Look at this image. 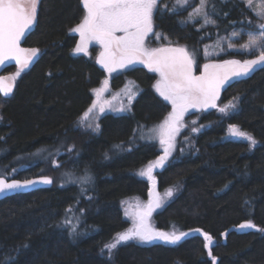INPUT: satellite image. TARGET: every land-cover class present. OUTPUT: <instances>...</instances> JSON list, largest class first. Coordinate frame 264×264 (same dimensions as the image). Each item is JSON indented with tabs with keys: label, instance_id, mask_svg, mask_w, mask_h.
I'll list each match as a JSON object with an SVG mask.
<instances>
[{
	"label": "trees",
	"instance_id": "trees-1",
	"mask_svg": "<svg viewBox=\"0 0 264 264\" xmlns=\"http://www.w3.org/2000/svg\"><path fill=\"white\" fill-rule=\"evenodd\" d=\"M207 12L212 24L201 27L170 9L157 17V27L199 62L204 45L262 24L244 0H209ZM85 15L82 0H40L37 25L24 44L39 49L38 59L16 80L11 97L0 96V174L28 164L19 179L48 174L54 182L0 201V264H264V68L226 91L223 101H238L228 115L213 110L188 117L174 156L157 173L161 191L178 189L155 215L157 228L191 235L174 245L132 242L104 252L131 225L122 203L147 198L149 183L137 172L162 154L158 143L140 142L138 134L165 120L171 104L154 90L157 76L137 67L111 78L114 90L130 80L141 87L132 111L103 116L97 133L82 128L94 91L108 78L96 48L90 56L73 55L78 36L71 30ZM233 125L259 144L224 140ZM62 144L58 165L89 176L84 188L61 187L59 166L22 163ZM247 222L256 228L238 232ZM204 233L213 238L211 256Z\"/></svg>",
	"mask_w": 264,
	"mask_h": 264
},
{
	"label": "snow or ice",
	"instance_id": "snow-or-ice-1",
	"mask_svg": "<svg viewBox=\"0 0 264 264\" xmlns=\"http://www.w3.org/2000/svg\"><path fill=\"white\" fill-rule=\"evenodd\" d=\"M38 2L39 0H0V64L6 60H14L23 70L31 63L32 58L37 56L39 49L22 48L20 42L36 19ZM206 3L207 0H201V8L196 9V12H202ZM246 3L251 7L252 0H246ZM83 6L86 15L82 22L71 30L80 34L81 42L75 49L77 53L86 52L89 42L95 40L104 47L100 63L109 73L136 60L146 63L152 71L160 73L161 79L155 87L160 95L171 103L173 110L159 126L161 143L167 144L168 148L165 149V156L155 162L158 165H162L168 155L175 134L179 131L180 122L189 108L215 107L220 89L230 76H244L253 66H264V24L259 25L261 29L259 35L250 34L248 44L243 46L245 49L258 47L259 53L256 59L246 60L243 63L238 60H228L222 64L206 63L203 65L202 74L196 76L193 74L195 61L185 48L148 49L145 47V37L152 31V15L157 6V0H83ZM256 15L264 20V4L260 5V10L256 12ZM205 23H212L207 20L206 14ZM117 33H122V35L118 36ZM18 75L19 72L7 79L14 81ZM0 91L8 95L11 86H3V81H0ZM100 91L102 90H96L97 96ZM95 107L96 105L93 104L92 108L84 113L82 119L87 120ZM230 107L234 105L229 104L220 111L226 112ZM100 111H103V108H100ZM229 131L232 136L247 139L252 145L256 143L249 134L240 131L235 125L231 126ZM153 167L154 165H149L147 171L141 172V175L151 177ZM41 182L48 184L52 181L44 178ZM35 183L37 181L33 180H26L23 183L13 180L9 183L6 179L0 178V193L25 188ZM167 195L171 196L172 192L169 190ZM159 206V199L150 200L138 214L139 224L134 229L118 234L114 242L105 245L109 253L119 243L133 238L145 242L160 239L175 244L186 237L188 234L184 232L179 234L158 232L147 225L146 220L153 208ZM239 227L253 229L256 225L247 222ZM261 230L264 231V229ZM73 232H75V227H73ZM204 238L208 242L206 247H209V256H211L210 248L215 246L213 238L207 233H204Z\"/></svg>",
	"mask_w": 264,
	"mask_h": 264
},
{
	"label": "rangeland",
	"instance_id": "rangeland-1",
	"mask_svg": "<svg viewBox=\"0 0 264 264\" xmlns=\"http://www.w3.org/2000/svg\"><path fill=\"white\" fill-rule=\"evenodd\" d=\"M244 1L246 3V0H244ZM208 2H209V0H207V3L204 6L202 12L198 13V12H196V9L201 8V0H180V2H178V0H164L163 2L157 1V6L153 10V15H152V31L149 32L148 35L145 37V41H144L145 47L148 49H153V48H169V47L183 46L178 42L169 41V39H167L161 33V31L157 27V22H156L157 17L160 14L166 12L167 10L173 9V11L177 12V13H183L184 12L182 19L186 24H193V25L194 24H200L201 27L207 26V25L212 24V23H205V14H206L207 20L212 21L208 15V12H207L208 11ZM261 4H264V0H252L251 7H249L248 4H247V6L256 15V12L260 10ZM261 21H262V24H264V20H261ZM260 31L261 30L258 28L256 30H253V31L247 30L245 28H240L237 31L233 32L231 36H228V37H225L223 39H219L215 42L204 45L203 49H202L203 52H202V56H201V61L198 62V60L194 58L195 66H196V74L203 72V65L206 63L207 64H222L224 61H228V60H238V61H241V63H243L246 60L256 59L257 55L259 53V48L253 47L252 49H245L243 46L245 44H248L250 34L259 35ZM73 33H75L78 36V43H77V46H78L81 42L80 34L78 32H73ZM117 35L118 36L122 35V33H117ZM229 45H231V47ZM76 47H75V49H76ZM95 48L97 49L96 62L103 70L106 71L107 76H108V78L105 80V81H107V85H105V81H104L103 84L101 85V87L96 89V90H102V91H100L99 96H97L96 90L94 91V96H95L94 104L96 105V107L93 108V110L89 114V117L87 120L82 119L84 115L82 116V118L80 119V124H81L82 128H84L86 130H91L92 132L97 133L99 131L100 120L103 116H105L107 114L123 115V114H128L132 111L133 103L135 102L136 98L139 96V94L141 92V87L138 84H136L134 81L130 80L126 83V85L124 87H122L119 90H114L112 88L111 78H113L114 76H116L122 72H126L127 70L137 68L138 63H137V61H135L133 63L127 64L123 68H117L115 71L109 73L108 70L100 63V56H101V53L104 52V47L102 44H100L99 42H97L95 40H92L89 42L86 52L77 53L74 49L73 55L74 56H82V55L90 56L92 50ZM39 53H40V51H39ZM231 54H234V55L231 56ZM25 71L26 70L15 69V71L12 75L15 76V74L17 72H19V75L16 76V78H15V80H18V78ZM150 72L157 76V81L154 84V90L156 91V93L159 96H161L155 87L157 82L160 81V79H161L160 73L155 72V71H150ZM161 97L164 99L163 96H161ZM237 102H238L237 100L223 101V97H222L221 100L218 101V104L214 110L221 116L228 115L235 108V106H237ZM229 104L234 105V107L228 108V110L226 112L220 111L221 108H224ZM92 106L90 108H92ZM100 108H103V111H100ZM172 110L173 109H172V105H171V110L169 113H171ZM198 113H201V111L198 110L197 108H189L185 112L183 119L179 125V131L175 134L174 140L172 141V146H171V148H169V153L166 156V158L164 159L162 165H158L155 162L158 161L161 157L165 156V149L168 148L167 144L161 143V137L159 134V126L162 125L165 120H163L162 122L158 123L157 125H155L151 128H148V129L145 128L144 131H141L138 134L137 140L140 142L158 143L162 149V154L157 159L151 161L145 168H143L137 172V175L139 177L148 181L149 188H150L149 193H148L146 199H142L140 197H132L130 199L125 200L122 203V207L124 209L125 216H126L127 220L130 221L131 225L128 229H126V230H124L118 234H123L130 229H134L139 224V215L138 214L144 209V207L149 203V201L153 200L154 198L159 199L160 206L153 208L151 215L146 220L147 225L150 228H152L153 230L158 231V232H165V233L176 232L177 234L180 233V231H177V230H172L169 232L161 231L156 226V223L154 220L155 215L158 212H160L161 210H163L164 207L168 203H170L178 193V189L174 188V187L161 191L157 185L156 176H157V173L159 171H161L168 164V162L170 161L172 156H174V153L176 152V147L180 143V139H179L180 135L183 131H185L187 118L190 117L191 115H194V114L199 115ZM168 115H167V117H168ZM198 117L195 118L196 122H198ZM97 125H98V127H97ZM235 126H237V125H235ZM207 127H208L207 125H204L205 129ZM230 127L231 126H229L227 129V133L224 137V140L246 142L249 144V146L251 148H255L259 144L258 141L254 138V136L252 134H250L246 131H243L239 126H237V127L240 131L249 134L256 141L255 145H252L251 142L248 141L247 139L232 136L230 134V131H229ZM63 146L64 145L62 144V145H59L58 147H53V148L52 147H48V148L44 147V148L38 150L36 153H34L33 156L29 157V159L27 158L28 160L23 159L24 161L22 163H26L27 161L28 162L36 161L37 163L42 162L45 165L47 164L46 166H48L47 167L48 169L53 168V167L58 168V166H59L58 160L60 159L61 155L57 156V157H56V155H58V153H60L59 151ZM23 165H25V166H22L23 168H26L28 166V164L27 165L23 164ZM149 165H154V167L152 168L151 177H149L147 175H141V172L147 171ZM58 169H59V171H61L62 167L59 166ZM0 175H2V174H0ZM44 176H48V174H44ZM88 180H89V176L71 175L69 173L62 172V171L60 172V174L56 178V181L58 182V184L61 187L67 186V185H70L73 183H76V184L78 183V185H79V183H80L83 185V188H84L88 184ZM169 190L172 192L171 196L167 195V192ZM184 233H187L188 234L187 236L191 235L190 232H184ZM117 235L115 237H117ZM186 237H184V238H186ZM183 239H181V240H183ZM112 242H114V239L111 241V243ZM132 242L138 243L141 245H152L155 243L174 245L173 243L166 242V241H163L160 239H156L152 242H145V241L139 240L138 238H133V239H130L128 241H124V242L119 243L116 248H118L119 246L128 244V243H132ZM179 242H177V243H179ZM177 243H175V244H177ZM115 249H112L111 253H109V250L105 247L104 252H106L107 255H111Z\"/></svg>",
	"mask_w": 264,
	"mask_h": 264
},
{
	"label": "water",
	"instance_id": "water-1",
	"mask_svg": "<svg viewBox=\"0 0 264 264\" xmlns=\"http://www.w3.org/2000/svg\"><path fill=\"white\" fill-rule=\"evenodd\" d=\"M157 1L158 2H163L164 0H157ZM39 3H40V0L38 2V6H39ZM82 3H83V0H82ZM38 6H37V12H36V19H35L33 25L25 33V36L21 39L20 46L22 48L32 49V48L26 47L24 44H25L26 39L29 37V35L35 30V27L37 25ZM177 47H183V46H177ZM177 47H169V48H177ZM183 48H185V47H183ZM185 49L187 50V48H185ZM187 52L191 56V54H190V52L188 50H187ZM37 59H38V54H37L36 57H33L32 58L31 63H29L26 67H24L23 70L30 69L35 64V62L37 61ZM136 61H137L139 67H143V68L147 69L148 71H152L148 67V65L146 63H142L140 60H136ZM11 68H18V69L21 70L20 65L16 61H14V60H6L3 64H0V81H3V86H11V91L9 92L8 95H4L3 92L0 91V95L4 96L6 98L11 97L14 94V91H15V88H16L15 80L13 81V80L7 79L8 77H12V76H6V77L3 76V73L4 72H7ZM263 68H264V66H262V65H255L248 72L247 75L240 76V77L230 76V78L225 82V84L220 89L219 96H218L217 100L215 101V107L217 106L218 101L221 100V98L226 93V91H228L229 88H231L232 86H234L237 82H240L241 80H244V79H246V78L254 75L257 71H259V70H261ZM193 74L196 75V76H199V75L196 74V67H195V65H194V69H193ZM215 107L208 106V107H205V108H197V109L200 110V111L210 112V111H213L215 109ZM0 178L6 179L4 177H0ZM44 178H49V179H51L52 182L51 183H48V184L41 182ZM6 180L9 183L13 181V180H8V179H6ZM29 180L37 181V183H35L33 185H30L28 187H25V188H21V189H17V190H9V191H5L4 193H0V201L4 200L6 198L12 197V196L24 195V194H28V193H31L33 191H37V190H40V189L51 188L53 186V184H54L53 179L51 177H47V176L36 177V178L29 179ZM18 181H20L21 183H23L26 180H24V181L18 180ZM244 230H246V229H241L240 227L237 228V231L238 232H242ZM226 236L227 235H225V237ZM214 264H218V260H215Z\"/></svg>",
	"mask_w": 264,
	"mask_h": 264
},
{
	"label": "flooded vegetation",
	"instance_id": "flooded-vegetation-1",
	"mask_svg": "<svg viewBox=\"0 0 264 264\" xmlns=\"http://www.w3.org/2000/svg\"><path fill=\"white\" fill-rule=\"evenodd\" d=\"M13 73H9L8 71L7 72H4L3 73V76L6 77V76H13L12 75ZM201 73H198L197 75H200ZM16 90V88H15ZM15 92V91H14ZM2 96V95H0ZM4 97V96H3ZM25 169L21 168L20 170H10V171H7L5 174H2L0 175V177H4L8 180H21V181H24V180H29V179H32V178H23V179H19L18 177V171H24Z\"/></svg>",
	"mask_w": 264,
	"mask_h": 264
}]
</instances>
